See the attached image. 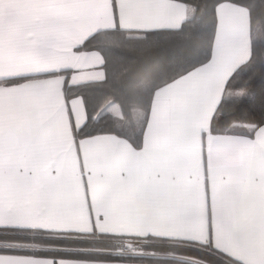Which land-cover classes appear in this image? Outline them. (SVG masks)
Masks as SVG:
<instances>
[{
  "label": "snow or ice",
  "instance_id": "snow-or-ice-1",
  "mask_svg": "<svg viewBox=\"0 0 264 264\" xmlns=\"http://www.w3.org/2000/svg\"><path fill=\"white\" fill-rule=\"evenodd\" d=\"M0 264H264V0H0Z\"/></svg>",
  "mask_w": 264,
  "mask_h": 264
}]
</instances>
